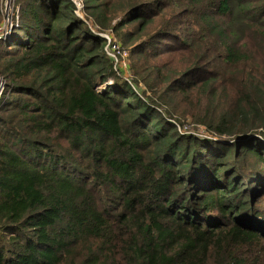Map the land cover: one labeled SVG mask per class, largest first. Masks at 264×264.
<instances>
[{
	"label": "trees",
	"instance_id": "trees-1",
	"mask_svg": "<svg viewBox=\"0 0 264 264\" xmlns=\"http://www.w3.org/2000/svg\"><path fill=\"white\" fill-rule=\"evenodd\" d=\"M14 3L0 264H264V0Z\"/></svg>",
	"mask_w": 264,
	"mask_h": 264
},
{
	"label": "built area",
	"instance_id": "built-area-1",
	"mask_svg": "<svg viewBox=\"0 0 264 264\" xmlns=\"http://www.w3.org/2000/svg\"><path fill=\"white\" fill-rule=\"evenodd\" d=\"M73 1L76 3L78 10L81 11V13H83L82 0H73ZM0 12H1L0 34H2L5 38L9 36V34L11 33V29L14 27V25L18 24L19 10H18V6H15L14 8V0H0ZM105 37L107 39V43H106L107 53L113 60L115 67L118 70H120L122 73L126 72V74H128L127 70L129 67V62H128L127 49L123 48L119 40L113 37L112 33L110 32L106 33Z\"/></svg>",
	"mask_w": 264,
	"mask_h": 264
},
{
	"label": "rangeland",
	"instance_id": "rangeland-1",
	"mask_svg": "<svg viewBox=\"0 0 264 264\" xmlns=\"http://www.w3.org/2000/svg\"><path fill=\"white\" fill-rule=\"evenodd\" d=\"M15 6H17V4H15L14 3V8H15ZM10 8V7H9ZM9 11H10V9H9ZM19 26V22H18V24H16V25H14V27H18ZM13 29V28H12ZM12 29H11V31H12ZM10 35V34H9ZM122 74H124V75H126V76H128V78L129 79H132V80H134L135 78L132 76V75H129V73L128 74H126V72H123ZM136 87H144V85L143 84H136ZM193 130H195V129H193ZM197 132V134H198V136H200V137H203V133H202V129H197L196 130Z\"/></svg>",
	"mask_w": 264,
	"mask_h": 264
},
{
	"label": "water",
	"instance_id": "water-1",
	"mask_svg": "<svg viewBox=\"0 0 264 264\" xmlns=\"http://www.w3.org/2000/svg\"><path fill=\"white\" fill-rule=\"evenodd\" d=\"M76 11H77V13H78L79 15L82 16L81 11H79L78 9H77ZM0 38H4V36H3L2 34H0ZM2 88H3V80H2L1 77H0V93H1V91H2Z\"/></svg>",
	"mask_w": 264,
	"mask_h": 264
}]
</instances>
